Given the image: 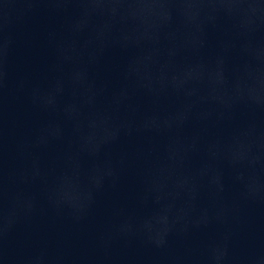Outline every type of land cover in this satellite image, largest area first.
<instances>
[{
	"label": "water",
	"instance_id": "water-1",
	"mask_svg": "<svg viewBox=\"0 0 264 264\" xmlns=\"http://www.w3.org/2000/svg\"><path fill=\"white\" fill-rule=\"evenodd\" d=\"M0 264H264V0H0Z\"/></svg>",
	"mask_w": 264,
	"mask_h": 264
}]
</instances>
